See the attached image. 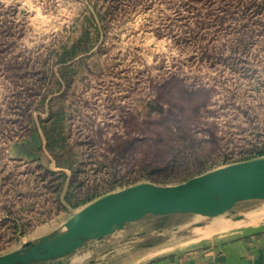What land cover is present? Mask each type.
<instances>
[{
	"label": "rangeland",
	"instance_id": "374dc122",
	"mask_svg": "<svg viewBox=\"0 0 264 264\" xmlns=\"http://www.w3.org/2000/svg\"><path fill=\"white\" fill-rule=\"evenodd\" d=\"M260 157L264 0H0V256L107 194ZM142 222L214 242L263 231L264 200Z\"/></svg>",
	"mask_w": 264,
	"mask_h": 264
},
{
	"label": "water",
	"instance_id": "95a60500",
	"mask_svg": "<svg viewBox=\"0 0 264 264\" xmlns=\"http://www.w3.org/2000/svg\"><path fill=\"white\" fill-rule=\"evenodd\" d=\"M251 200H264V157L221 167L177 185L140 183L107 194L73 213L56 233L1 255L0 264L54 260L62 264V259L85 242L114 236L127 224L147 216L195 214L214 218ZM205 225L198 222L192 227Z\"/></svg>",
	"mask_w": 264,
	"mask_h": 264
},
{
	"label": "crops",
	"instance_id": "0c3cea01",
	"mask_svg": "<svg viewBox=\"0 0 264 264\" xmlns=\"http://www.w3.org/2000/svg\"><path fill=\"white\" fill-rule=\"evenodd\" d=\"M139 221L114 236L87 241L89 245L85 242L62 264H264V230L245 227L243 235L225 240L214 237V242L185 238L167 242L161 238L164 229Z\"/></svg>",
	"mask_w": 264,
	"mask_h": 264
},
{
	"label": "trees",
	"instance_id": "16d2710c",
	"mask_svg": "<svg viewBox=\"0 0 264 264\" xmlns=\"http://www.w3.org/2000/svg\"><path fill=\"white\" fill-rule=\"evenodd\" d=\"M47 145H48L49 150H50L51 152H54V149L49 147L50 144H47Z\"/></svg>",
	"mask_w": 264,
	"mask_h": 264
}]
</instances>
